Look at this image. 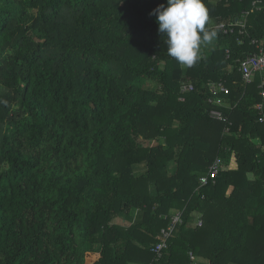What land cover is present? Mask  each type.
I'll return each instance as SVG.
<instances>
[{
    "label": "trees",
    "instance_id": "obj_1",
    "mask_svg": "<svg viewBox=\"0 0 264 264\" xmlns=\"http://www.w3.org/2000/svg\"><path fill=\"white\" fill-rule=\"evenodd\" d=\"M254 1L203 0L216 37L185 67L151 15L167 0H0V264H264ZM244 11L249 36L214 28Z\"/></svg>",
    "mask_w": 264,
    "mask_h": 264
},
{
    "label": "clouds",
    "instance_id": "obj_2",
    "mask_svg": "<svg viewBox=\"0 0 264 264\" xmlns=\"http://www.w3.org/2000/svg\"><path fill=\"white\" fill-rule=\"evenodd\" d=\"M166 37L167 54L185 67L201 58V47L213 42L214 30L206 28L209 16L203 0H167L151 13Z\"/></svg>",
    "mask_w": 264,
    "mask_h": 264
},
{
    "label": "built area",
    "instance_id": "obj_3",
    "mask_svg": "<svg viewBox=\"0 0 264 264\" xmlns=\"http://www.w3.org/2000/svg\"><path fill=\"white\" fill-rule=\"evenodd\" d=\"M219 2L225 1L228 4L231 0H217ZM264 0H255L252 3L253 10L260 11L261 5ZM251 11H244L238 19L230 24H220L216 28L224 33L225 35L238 34L242 37L249 36L248 35V17L250 16ZM242 43V42H241ZM251 45L257 47L258 53L253 54L245 58L240 62L239 72L242 75L243 81L248 84H254L255 81H259V90L260 96L263 100L262 103L257 104L256 110L263 111L264 109V42H259L257 40H251ZM210 91L212 93V98H210V103L217 105L218 107H224V102L218 97L220 93H229V88L225 84V82L220 81L218 83H210L209 84ZM184 91H193V87L190 84H184ZM211 117L214 120L222 121L227 123L228 120L224 117L222 111L212 110ZM261 122H264V116L260 119ZM222 167V160L217 159L216 162L210 167L209 174L207 176H203L200 180L201 188L206 186L209 181L214 180L218 177L220 169ZM183 223V212H178L172 219L171 224L167 229L162 231V236L164 237L163 243L157 247V251H161L163 247H166L167 241L174 236V231L176 227ZM202 222H200L199 226H202ZM191 260L196 261V257L191 253Z\"/></svg>",
    "mask_w": 264,
    "mask_h": 264
},
{
    "label": "rangeland",
    "instance_id": "obj_4",
    "mask_svg": "<svg viewBox=\"0 0 264 264\" xmlns=\"http://www.w3.org/2000/svg\"><path fill=\"white\" fill-rule=\"evenodd\" d=\"M213 43L214 42H212V43H210L208 45L202 46L201 47V51H203V50L204 51H210L209 47L212 48L211 44H213ZM229 107H230V109H233L232 105H228V108ZM259 146H262V143H259ZM263 151H264V147H263ZM198 221H199L198 219L194 218V223L192 224V226L196 228L198 226ZM116 222L120 223V222H122V220L118 218V220ZM195 264H208V261H207V259H204V258H197L196 261H195Z\"/></svg>",
    "mask_w": 264,
    "mask_h": 264
},
{
    "label": "bare ground",
    "instance_id": "obj_5",
    "mask_svg": "<svg viewBox=\"0 0 264 264\" xmlns=\"http://www.w3.org/2000/svg\"><path fill=\"white\" fill-rule=\"evenodd\" d=\"M217 26H218V25H217ZM217 26L214 27L216 30H218V29L216 28ZM218 31H219V30H218ZM219 32H221V31H219ZM218 159H221V158H218ZM221 160H222V159H221ZM215 162H216V161H215ZM215 162H214V163H215ZM214 163H213V164H214ZM223 164H224V163H223V160H222V167H223ZM222 167H221V168H222ZM209 171H210V169H209ZM208 174H209V173H208ZM206 176H207V175H206ZM202 177H203V176H202ZM202 177H201V178H202ZM201 178H200V180H201ZM200 186H201V183H200Z\"/></svg>",
    "mask_w": 264,
    "mask_h": 264
}]
</instances>
